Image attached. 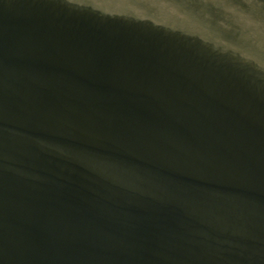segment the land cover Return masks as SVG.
<instances>
[{
    "label": "water",
    "instance_id": "obj_1",
    "mask_svg": "<svg viewBox=\"0 0 264 264\" xmlns=\"http://www.w3.org/2000/svg\"><path fill=\"white\" fill-rule=\"evenodd\" d=\"M0 264H264V0H0Z\"/></svg>",
    "mask_w": 264,
    "mask_h": 264
}]
</instances>
